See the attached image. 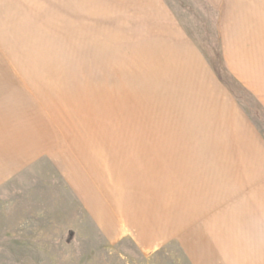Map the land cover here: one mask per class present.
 Here are the masks:
<instances>
[{
  "label": "rangeland",
  "instance_id": "1",
  "mask_svg": "<svg viewBox=\"0 0 264 264\" xmlns=\"http://www.w3.org/2000/svg\"><path fill=\"white\" fill-rule=\"evenodd\" d=\"M212 1L0 0V264L264 263Z\"/></svg>",
  "mask_w": 264,
  "mask_h": 264
},
{
  "label": "crops",
  "instance_id": "2",
  "mask_svg": "<svg viewBox=\"0 0 264 264\" xmlns=\"http://www.w3.org/2000/svg\"><path fill=\"white\" fill-rule=\"evenodd\" d=\"M212 3L217 9L226 65L264 108V0H213ZM258 193L255 219L264 231V191ZM263 244L256 242L250 248L260 254L264 252Z\"/></svg>",
  "mask_w": 264,
  "mask_h": 264
}]
</instances>
